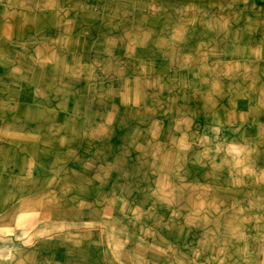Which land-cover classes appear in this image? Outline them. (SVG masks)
Returning <instances> with one entry per match:
<instances>
[{"label": "rangeland", "instance_id": "1", "mask_svg": "<svg viewBox=\"0 0 264 264\" xmlns=\"http://www.w3.org/2000/svg\"><path fill=\"white\" fill-rule=\"evenodd\" d=\"M0 264H264V0H0Z\"/></svg>", "mask_w": 264, "mask_h": 264}]
</instances>
